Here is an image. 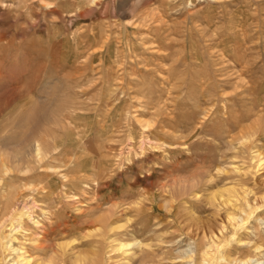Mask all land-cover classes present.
I'll return each mask as SVG.
<instances>
[{
  "label": "rangeland",
  "instance_id": "rangeland-1",
  "mask_svg": "<svg viewBox=\"0 0 264 264\" xmlns=\"http://www.w3.org/2000/svg\"><path fill=\"white\" fill-rule=\"evenodd\" d=\"M263 159L264 0H0V264L5 192L30 264H234Z\"/></svg>",
  "mask_w": 264,
  "mask_h": 264
},
{
  "label": "bare ground",
  "instance_id": "bare-ground-1",
  "mask_svg": "<svg viewBox=\"0 0 264 264\" xmlns=\"http://www.w3.org/2000/svg\"><path fill=\"white\" fill-rule=\"evenodd\" d=\"M97 1V0H96ZM92 2H94L95 3V0H91V3ZM86 9V8H85ZM29 124V123H28ZM31 125V124H30ZM45 125V124H44ZM32 126V125H31ZM37 125H35V127H36ZM47 126V125H46ZM144 126V125H143ZM25 127H28V125L27 126H25ZM38 127V126H37ZM47 128V127H46ZM45 128V129H46ZM54 128V127H53ZM28 129V128H27ZM26 129V130H27ZM29 129H30V127H29ZM49 129V128H48ZM47 129V130H48ZM55 129V128H54ZM19 130V129H18ZM34 131H35V129H34ZM52 130H50V132H51ZM61 131V130H60ZM53 132V131H52ZM53 133H55V132H53ZM22 134V133H21ZM25 134V133H24ZM56 134V133H55ZM64 134V133H63ZM26 135V134H25ZM24 135V136H25ZM60 135V134H59ZM69 135H71V134H69ZM23 136V137H24ZM31 137H32V135H31ZM44 137V136H43ZM45 137L46 138H48L50 141H53V142H56L55 141V137H54V135L52 134V133H47L46 131H45ZM59 138H61L60 136H59ZM65 138H67V137H65ZM70 138V137H69ZM68 138V139H69ZM57 139H58V137H57ZM62 140L64 139L63 137L61 138ZM36 141H35V144L36 143H38L39 141H38V139H35ZM66 141H67V139H65ZM64 140V141H65ZM44 141H46V140H43V148H45V143L46 142H44ZM50 141H48V142H50ZM29 142V141H28ZM59 142V141H58ZM63 143V142H62ZM53 144V143H52ZM39 145V144H38ZM56 145V144H55ZM56 147V146H55ZM37 152L38 153H36V158L39 160L38 161V163L40 164H43V161L45 160V158H46V154L45 153H43V152H40V149L38 148V146H37ZM42 150V149H41ZM44 150V149H43ZM40 152V153H39ZM258 155V154H257ZM255 157V156H254ZM3 158V157H2ZM262 158V157H261ZM6 160L7 161H9L7 158H6ZM6 160H3L4 162H6ZM260 161V160H259ZM3 163V162H2ZM18 163V162H17ZM4 164V163H3ZM264 164V159L261 161V163H260V165H263ZM13 165H15V164H13ZM27 165V164H26ZM30 166V165H29ZM259 166V165H258ZM39 167V166H38ZM44 167V166H43ZM11 171H15V172H19V173H21V171H23V170H20V169H13V170H8V168L6 167H0V174H3V175H1V177H0V181L3 179V177L4 176H6V175H8V173H10ZM24 171H26V172H31L32 171V169H29V168H27L26 170H24ZM44 171V170H43ZM45 172V171H44ZM38 177H44V175H39ZM62 178V177H61ZM64 179V178H63ZM65 180V179H64ZM31 182L29 181V183L28 184H30ZM32 184V183H31ZM43 186V185H42ZM42 188V187H41ZM41 188L38 186V185H34V186H31V185H29V187H28V189H32L33 191H36V192H38L39 190L41 191ZM31 190V191H32ZM3 192V191H2ZM42 192V191H41ZM46 192V191H45ZM236 192V191H235ZM44 193V192H43ZM236 195V194H235ZM2 198H3V207H2V214H1V220L4 218V217H7V220H5V221H8V224L4 227V229H6V231H8L9 233H8V235L6 236V238H8V240H4V243L2 244V248H3V250L4 251H8V250H11L12 252H14L15 253V255H16V261H13V262H10L11 264H30V260L31 259H29V257L27 258V256H26V254H24L21 250V248H14V246H12V243H13V241H16V238H13V236H11V234L13 235H16V234H18V232H20L21 233V231L22 232H24L23 231V224H24V220H29V221H33L34 219L31 217V215H30V213L28 212V210H26L25 211V208H23V209H21V210H12V212H9V208L11 207V200H12V193L11 192H5L4 193V195L2 196ZM38 198V197H37ZM50 198V197H49ZM242 198V197H241ZM244 199V198H243ZM242 200V199H241ZM263 200V199H262ZM13 201H14V199H13ZM222 202H224V201H222ZM229 202V201H228ZM251 204V203H250ZM244 205H246V207L248 208V206H249V204L248 203H246V204H244ZM245 207V206H244ZM245 207V208H246ZM17 208V207H16ZM19 209V208H18ZM236 209V208H235ZM30 210V209H29ZM237 211V210H236ZM242 212V211H241ZM11 213V214H10ZM111 216V215H110ZM252 216V215H251ZM251 216H249L248 217V219L250 220V218H251ZM5 219V218H4ZM226 220H227V224H228V228H230V230H228V231H230L229 233H230V237H234L235 235H236V233H237V231H238V229L239 228H241V227H243L244 225H245V223L247 222H244L239 216H237V214H235V213H228L227 215H226ZM248 220V221H249ZM4 221V222H5ZM34 224H38L37 222H33ZM2 224V223H1ZM3 225V224H2ZM247 225V224H246ZM226 226V225H225ZM221 228V227H220ZM241 229H243V228H241ZM226 230L227 229H225V227L224 226H222V228L220 229V231L218 230V232H219V235L220 236H222L221 238L218 236V235H213V234H211V237L212 238H210L209 240H210V242H208V243H210V247L211 248H217L219 245H217V243L218 242H220V239H223V232L225 231L226 232ZM244 230V229H243ZM227 231V232H228ZM248 231V230H247ZM226 232V233H227ZM239 233V232H238ZM226 235V234H225ZM4 237V236H3ZM226 238V237H225ZM224 238V239H225ZM1 239H2V237H1ZM229 239V238H228ZM226 240V239H225ZM234 240V239H233ZM113 242V241H112ZM115 242V241H114ZM120 242V241H119ZM226 242V241H225ZM227 242H228V240H227ZM230 242V241H229ZM228 242V243H229ZM133 243H134V241H133ZM221 243V242H220ZM136 244V243H135ZM226 244V243H225ZM120 245V244H119ZM127 245V244H126ZM254 246H252L251 245V251L250 252H252V254L254 255V256H250V257H247V258H245V259H240V260H238V261H235V260H233V262H234V264H264V260H261L260 258L262 257V259H264V248L263 247H261V246H259V245H255V244H253ZM115 246V245H114ZM125 246V245H124ZM123 246V247H124ZM132 246V245H131ZM225 246V245H224ZM116 247H117V245H116ZM122 247V248H123ZM127 248H128V245L126 246ZM207 247V246H206ZM115 248V247H114ZM113 248V249H114ZM122 248H120V249H122ZM219 248H220V246H219ZM223 247H221V249H222ZM225 248V247H224ZM118 248H116V250H117ZM130 249H131V247H130ZM119 250V249H118ZM207 250V249H206ZM210 250V249H209ZM208 250V251H209ZM217 250V249H216ZM215 250V251H216ZM220 250V249H219ZM130 251V250H129ZM204 252H203V255L205 256L204 258H210V256L212 255V254H210V256H209V252L207 253V252H205V250H203ZM210 251H212V250H210ZM211 253V252H210ZM251 254V255H252ZM25 255V256H24ZM213 256V255H212ZM203 258V259H204ZM211 259V258H210ZM13 260V259H12ZM208 260V259H207ZM10 261V260H9ZM205 261V260H204ZM5 262H6V260H5ZM206 262V261H205ZM208 262V261H207ZM8 264V263H7ZM207 264V263H206Z\"/></svg>",
  "mask_w": 264,
  "mask_h": 264
}]
</instances>
